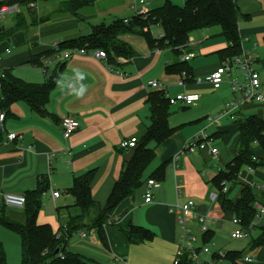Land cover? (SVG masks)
Returning <instances> with one entry per match:
<instances>
[{"label": "crops", "instance_id": "1", "mask_svg": "<svg viewBox=\"0 0 264 264\" xmlns=\"http://www.w3.org/2000/svg\"><path fill=\"white\" fill-rule=\"evenodd\" d=\"M50 1L37 0L32 7L38 11L36 23L30 17L31 10H27L24 13L25 28L0 40V71L10 70L13 76L26 83L42 84L46 79V70L28 64L33 56L41 55L40 59L49 72L57 64L64 65L45 106L46 116L41 117L25 103L18 102L10 107L12 116L0 125V142L7 134L22 137L21 140L0 146V193L24 195L36 189L40 176H47L49 187L42 197L45 208L40 209L36 221L39 225H49L56 233L68 221L69 214L76 213L73 198L67 192L75 178L95 169L91 195L99 208L105 206L115 181L123 171L124 155L129 151L123 149L121 143L132 138L138 139L151 124L147 104L150 93L165 90L168 98L197 94L199 100L191 106L172 105L174 109L170 110L169 124L176 127V131L160 145L151 143L149 146L155 148L156 154L151 173L161 163L169 162L163 181L152 192V202H144L145 181L132 197L117 206L110 216L112 223L103 225L106 245L101 242L96 230L90 227L77 231L67 240L69 251L87 255L85 257L91 259L92 264H174L181 230L172 209L187 203L189 196L200 201V197L208 193L209 189H214L210 184L211 179L238 154L239 121L249 115L264 119V100L245 105L235 112L234 120L227 116L217 123L209 120L239 98V93L232 90L231 82L244 80L243 74L234 69L219 89H213L206 82V77L225 62L217 54L227 47L219 28L200 32L204 40L190 37L186 49L181 52L179 60L192 55L187 61L192 73L187 78L189 81L183 75L166 73L165 68L177 61L170 50L151 48L142 37L133 34L119 37L135 54L131 59L118 58L119 67L109 68L104 61L88 57L73 56L64 61H57L55 56L45 57L44 53L54 50L59 43L83 34L89 35L91 28L98 25L95 23L85 31L81 25L96 17V13L67 15L60 13L64 1ZM240 1L243 0H236L237 6ZM40 2L45 8L39 7ZM131 5L132 0L128 8L130 11ZM160 5L158 1L153 3V7ZM238 9L242 15L248 11V18L242 17L238 21L242 52L252 57L253 68L259 74L264 94V0L243 1ZM11 27L1 23L0 31ZM11 45L23 47L12 53ZM153 81L158 83L157 89L148 85ZM184 107L189 109L182 111ZM187 111L188 115H181ZM63 118L79 123V129L67 140L62 136ZM200 133L211 140L210 147L218 151L216 157L207 150L193 153L185 150L186 144ZM231 138L233 142L228 145ZM219 141L226 154L232 155L231 158L222 156ZM252 147L258 166L252 170L245 167L246 170L239 173L235 182L227 183L229 187L225 194L229 199L228 194L237 187L236 196L229 199L234 201L242 188L250 185L258 192L261 201L255 204L264 207V155L256 143ZM201 178L207 182L206 185L202 184ZM55 191L60 193L58 198L52 197ZM46 207H53L52 213H55L56 218L49 214ZM6 216L22 224L26 220L23 210L7 209ZM227 216L230 221L234 219L232 214ZM253 221L257 224L254 229H259L261 233L264 230V214L258 218L256 211ZM130 225L148 229L153 233V238L130 244L123 232ZM82 233L87 236L82 237ZM4 234V231H0V235ZM10 240L18 242L17 239ZM72 241H83L90 251L86 252L85 247V252L71 248L75 247ZM0 242L5 248L1 238ZM229 251L236 250L223 253ZM249 253L247 248L243 254ZM252 258L253 264H264V246Z\"/></svg>", "mask_w": 264, "mask_h": 264}, {"label": "trees", "instance_id": "2", "mask_svg": "<svg viewBox=\"0 0 264 264\" xmlns=\"http://www.w3.org/2000/svg\"><path fill=\"white\" fill-rule=\"evenodd\" d=\"M37 0H1L0 9L3 7H16L12 12L15 23L11 29L2 28L0 40L10 37L14 32L25 28L24 15L19 10H31V4ZM97 0H68L62 4L60 13L77 16L79 12L95 5ZM248 18L242 15L236 5V0H185L179 7L170 0H162L160 6L154 7L146 19L141 16H132L125 23L124 19H116L109 24H98L91 28V33L84 37H78L63 41L58 48L48 50L46 56H60L64 51L71 49L102 50L107 55L105 65L107 67H119L118 58L131 59L135 56L130 47L121 42L119 37L123 34H133L142 37L151 48L168 49L177 58V61L165 68L167 74L184 76L186 81L192 76L191 68L187 61L179 60L181 52L186 49L192 34L211 28H219L220 34L227 43V47L217 54L224 60L233 62L242 55V41L239 36L238 21L240 18ZM43 21V19L41 20ZM36 23V19L34 21ZM159 35L156 38L154 29ZM156 29V30H157ZM40 56H33L28 64L46 70V79L42 84H30L16 78L10 70H3L0 77V113H4V122L12 116L10 107L14 103H25L37 115H47L45 106L49 101L52 90L57 85L64 65L57 64L53 71H48ZM40 59V60H39ZM184 82V79H183ZM169 99L165 90H157L148 95L147 104L150 110L151 124L144 129L137 140L135 153L129 163L125 162L123 171L115 181L112 190L103 208H99L91 195V184L95 178V169L73 180L68 194L73 198L75 214H69L65 223L66 231L60 239L49 225H39L36 221L42 206V197L48 191L49 182L47 176H40L37 187L33 191L26 192L25 223H18L6 216L7 208H0V225L15 233L20 240L21 258L20 264H92L87 257L73 253L67 249V240L70 236L85 227L96 230L101 242L105 243L103 225L115 211L117 206L125 199L132 197L148 180L163 181L165 170L169 162L161 163L145 181L142 180L147 167L155 158V146L167 140L175 131L171 127L169 117L171 115ZM3 122V123H4ZM259 147L264 155V119L257 115H249L239 121V147L238 154L224 169H220L217 175L211 179L210 184L217 192L216 201L220 209L227 215L232 214L235 219L248 228L256 215L255 202L260 201L258 192L252 186H244L239 197L234 201L227 199L222 192V182H235L242 168L254 169L258 161L253 160V144ZM145 182V183H146ZM96 211L93 216L92 212ZM130 244L149 241L153 233L140 226L130 225L123 231ZM213 237V231L209 230L201 237L202 245H208ZM264 246V230L251 241L249 250ZM244 252L229 251L225 257L229 264H233ZM63 256V259L61 258ZM0 264H6L3 245L0 242ZM178 264H192L187 256L180 259Z\"/></svg>", "mask_w": 264, "mask_h": 264}, {"label": "built area", "instance_id": "3", "mask_svg": "<svg viewBox=\"0 0 264 264\" xmlns=\"http://www.w3.org/2000/svg\"><path fill=\"white\" fill-rule=\"evenodd\" d=\"M154 1L161 0H132L131 10L133 16H141L143 19L148 17L149 12L154 8ZM35 4H31L33 7ZM16 7H3L0 9V19L4 18V15L10 14L17 11ZM127 23L128 19H124ZM58 48V45L55 49ZM73 56L88 57L97 61H106L107 55L102 50H85V49H71L64 51L60 56H55L57 61H64ZM192 55H186L182 58V61H188ZM119 62V59H117ZM238 69L244 76L242 82L233 80L231 82V87L234 92L239 93V98L233 100L227 104L224 110L215 118H209L211 122L217 123L222 117L227 116L231 120L235 118V112L241 110L245 105L253 102H261L264 100V94L261 91V82L259 74L253 68V59L247 53H243L240 57L235 58L233 62L225 61L216 71L211 73L206 77V82L213 88L219 89L224 79L227 78L231 71ZM0 77H3V73L0 71ZM199 82V81H198ZM151 88L157 89L158 83L156 81L150 82L148 84ZM199 100V95L197 94H182L177 95L175 98H170L169 103L171 105L181 104L183 106H191ZM4 122V113H0V125ZM62 136L65 140L69 139L78 129L79 123L70 118H63L61 121ZM22 137L16 134H7L5 139L0 142L1 145H6L9 142L15 140H21ZM211 140L204 133L196 135L192 140H190L186 146L185 150L193 153L195 151L207 150L211 155L216 157L218 151L210 147ZM137 140L132 138L121 143V147L125 150H130L136 147ZM255 160V158H253ZM252 170L251 168H249ZM160 186V182L156 180H148L145 185L144 192V202L151 203L153 196L152 192L154 189ZM227 182H222V192L227 191ZM60 193L55 191L52 193L53 198H58ZM211 200H216V195H211ZM26 199L23 195H14L0 193V208L4 207L7 209L23 210L25 207ZM254 208L257 211L258 218L264 214V207L255 204ZM173 213L177 217V221L181 230L178 236V251L177 258L174 264H178L180 259L187 256L188 260L192 264H229L226 259L225 253L221 251L212 252L208 245H202L201 237L203 234L207 233L210 229L207 228V224L212 222L210 219L205 218L202 213L197 211L196 206L193 202L189 201L183 205H177L172 209ZM196 222L201 227H198V232L200 237H197L187 223ZM112 221L109 219L107 224H111ZM231 223L235 226L234 232L231 234V238L234 240H243L247 238V235L253 231L257 224L252 221L248 228L241 224L240 220L233 219ZM222 224V221L220 222ZM66 231V225L62 226L59 231L55 233L57 239H60ZM87 234L82 233V237H86ZM63 259V256L61 255ZM123 262L122 259H120ZM254 260L248 254L241 255L238 259L234 261L233 264H253Z\"/></svg>", "mask_w": 264, "mask_h": 264}, {"label": "rangeland", "instance_id": "4", "mask_svg": "<svg viewBox=\"0 0 264 264\" xmlns=\"http://www.w3.org/2000/svg\"><path fill=\"white\" fill-rule=\"evenodd\" d=\"M48 2H51L50 0H47ZM53 1V0H52ZM60 1H68V0H60ZM173 4L181 7L183 6V3L185 0H170ZM243 1H250V0H243ZM243 1H240V3L238 4V6L241 8ZM156 2V1H154ZM158 3L161 4V1H158ZM130 5V0H123V2L121 0H97V2L95 3L94 6L86 8L85 10L81 11L80 13H82L83 15L89 14V13H96V17L90 19L88 21V23L86 24H82L81 29L88 31V28L90 26L95 25V23H104V24H109L113 22V18L116 19H120L123 20L124 18H130L133 16L132 11H130L129 8ZM39 7L41 9L45 8V6H43V2L39 3ZM21 14L24 15L25 11L24 10H19ZM38 11L35 10L34 8H31V11H29L30 17H32L33 19H36ZM28 14V15H29ZM244 14H248L244 13ZM15 16L13 13L10 14H6L4 15L3 19H0V24L4 23V26L6 27H11L14 23H15ZM160 33L157 31L154 32V36L157 38L158 35ZM87 34H83L80 35L82 37L86 36ZM194 40H204V35L201 34L200 32L194 33L192 34V36ZM11 50L13 51L12 53H15L16 51H18V49H20L21 45L18 46H14L11 45ZM174 107H170V110H173ZM177 112L181 113V110H178V108H176ZM172 113V111H171ZM188 111L185 112V114H181V115H188ZM210 114V113H209ZM211 130V129H209ZM233 138H231L228 142V145L231 144ZM218 146L221 149V154L222 156H225L227 159L231 158L232 155L231 154H226L224 147L222 146V143L219 141ZM155 164V162L153 161L145 170L143 176H144V180L145 181L147 179V177L149 176V174L151 173V167H153ZM246 170L245 167L242 168L241 173ZM204 178H201V182L203 185H206L204 180ZM146 185V183H145ZM229 186H226V188L228 189ZM236 187V186H235ZM237 187L233 190L230 191V193L228 194V198L229 199H233L236 196L237 193ZM208 193H206L204 196L200 197V201L196 200L193 196H189L187 199V202L191 201L194 203V205L196 206V208L198 207H205L206 208V212L203 214V216L205 218H208L210 220H214L213 222H209L206 226L208 229L213 231V237L211 239V241L208 243V247L212 252H216V251H228V250H236V251H240V252H245L248 248L249 250V246L251 244V241L256 239L259 234H260V230L259 229H254L252 232H250L247 235V238L243 239V240H234L231 238V234L234 232L235 230V226L231 223L230 218L228 219V216L226 213H224L220 208H219V203L216 201H212L211 200V195H216L217 192L213 189L207 191ZM210 192V194H209ZM227 193V192H226ZM200 202V203H199ZM44 206L42 205V210H44ZM47 211L49 212V214H51L54 218H56L55 213H52L53 207H46ZM96 214V213H95ZM95 214H91L90 216H93ZM226 218L225 220L222 218ZM108 220L110 219L107 218ZM107 220V221H108ZM222 221V224H220V222ZM188 227H190L192 229L193 232H195V235L197 237H200V233L197 231L198 227H201V224H197L196 222H191L189 221L187 223ZM0 231H4V236L0 235L1 240L4 241L5 244V248H3L4 253H5V257H6V264H20V258H21V250H20V246H19V238L18 236L5 229L3 226L0 225ZM10 238L12 239H17L18 242H14L12 240H10ZM73 242V243H72ZM71 244H74L75 247L70 246L73 249L79 250V251H84L83 247L86 248V245L83 241H72ZM90 248H86V252H89L90 250H88ZM72 252V251H71ZM75 253V252H73ZM259 253V248L257 250L254 251V249L250 250L249 256L255 257V254ZM87 256V255H84Z\"/></svg>", "mask_w": 264, "mask_h": 264}, {"label": "water", "instance_id": "5", "mask_svg": "<svg viewBox=\"0 0 264 264\" xmlns=\"http://www.w3.org/2000/svg\"><path fill=\"white\" fill-rule=\"evenodd\" d=\"M188 109H189V108L184 107V108H182V111H186V110H188ZM134 153H135V149H130V150L124 155V160H125L126 163H129V162L131 161V159H132ZM198 211H199L200 213H203V212H205V208H204V207H198Z\"/></svg>", "mask_w": 264, "mask_h": 264}]
</instances>
